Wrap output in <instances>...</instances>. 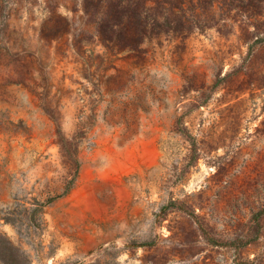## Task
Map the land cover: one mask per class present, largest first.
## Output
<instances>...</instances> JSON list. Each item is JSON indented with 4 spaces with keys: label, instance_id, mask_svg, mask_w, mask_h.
Listing matches in <instances>:
<instances>
[{
    "label": "rangeland",
    "instance_id": "374dc122",
    "mask_svg": "<svg viewBox=\"0 0 264 264\" xmlns=\"http://www.w3.org/2000/svg\"><path fill=\"white\" fill-rule=\"evenodd\" d=\"M0 264H264V0H0Z\"/></svg>",
    "mask_w": 264,
    "mask_h": 264
}]
</instances>
